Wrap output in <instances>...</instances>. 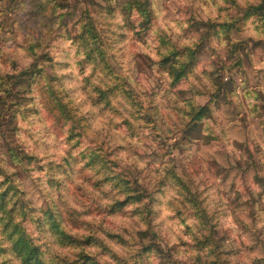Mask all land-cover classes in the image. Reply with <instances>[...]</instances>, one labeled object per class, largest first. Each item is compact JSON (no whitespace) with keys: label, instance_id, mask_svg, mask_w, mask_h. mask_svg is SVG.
I'll use <instances>...</instances> for the list:
<instances>
[{"label":"clouds","instance_id":"1","mask_svg":"<svg viewBox=\"0 0 264 264\" xmlns=\"http://www.w3.org/2000/svg\"><path fill=\"white\" fill-rule=\"evenodd\" d=\"M55 3L0 0V83L28 67L14 71L13 61H51L17 115L18 158L0 157V183L23 203L0 211V264H264V0H146L151 24L136 23L140 36L117 8L114 75L90 61ZM131 16L144 19L136 8ZM208 26L201 45L198 28ZM241 39L232 61L243 70H224ZM134 45L151 57L142 67ZM49 89L69 119H50ZM90 153L100 162L85 169Z\"/></svg>","mask_w":264,"mask_h":264},{"label":"rangeland","instance_id":"2","mask_svg":"<svg viewBox=\"0 0 264 264\" xmlns=\"http://www.w3.org/2000/svg\"><path fill=\"white\" fill-rule=\"evenodd\" d=\"M125 1L126 0H56V2H58V4H59L57 9L61 13H63L62 21L63 20L68 21L67 27H70V29H71L70 35L75 36L76 34L80 33L84 28H86L85 25L90 23L88 21L87 14L91 15L92 17H98V18L100 17V19L102 20L103 26H104L105 38L103 40L106 43L109 56H110L109 49L112 47V41L116 38H119V36L122 34L121 32H118V31H111V32L109 31V29H110V18H111L112 23H114L115 22V16L113 15V13L115 12V10L117 8H119L120 4L121 3L123 4ZM21 2L22 3H31V0H21ZM53 7H52V11L54 10ZM19 12L21 14H23L24 13L23 8L19 9ZM108 13H111V14L107 15ZM129 18H131L130 19L131 24H133V26L135 27V28L130 27V30L134 31L137 36H140L141 33L139 30L136 29V23L137 22L140 23L141 27H143L142 26L143 20L134 21L132 19L131 15ZM10 20H11V17H6L4 23L8 24L10 22ZM81 22H83V23H81ZM150 24H151V22H150ZM78 25H80V27H77ZM210 27H212V26H208L204 29L198 28V31H201L203 33V35L200 38V44L201 45H203L205 43V41L209 40L208 31H209ZM225 32L227 33V31H225ZM232 32H233V30L230 33H232ZM149 40H152V36L150 34L146 35L142 41H138L137 43H144L145 45H147ZM155 43L157 46H160V40H156ZM170 44H171V41L169 40L166 43H164V47L168 48ZM243 45H244V42L241 39V43L234 46V50L226 58L230 61V63L225 66L224 70H230L233 67H238V68L243 70V68H244L243 61H239V62L232 61V57H234L236 55V49H242ZM48 46L50 48H52V55L59 56L60 61L67 62V61H65V52L62 49L56 48V47L52 46L51 44ZM199 46L200 45H198V47ZM135 47H136V45L133 46V52H134V56H135L136 62H137L136 66L142 67V66H144L145 58H147L148 60H151V57L148 56L147 52L135 51ZM256 48H257V52H256L257 56L260 59H264V48H262L260 45H256ZM208 52H209V48L207 46H205L203 48V53H202V56L200 57V59L208 60V58H209ZM109 60L112 63L110 58H109ZM48 61L51 62L50 60H48ZM90 61L95 63L97 66L96 57H94ZM25 63L28 64V67L21 68V70L18 72L19 77H20V80H19L20 82L16 83V85L10 87L9 92L5 93L6 98H2V95H0V157H3V158H7L5 151H4L5 149H8L11 151V155L14 159L18 158L16 156L15 146L13 145V143H11V141L14 138L15 131L17 130V115L19 113L20 107L22 105L30 102L28 100V96H27L28 88L35 85L34 90L37 91V93H38L40 84L42 82H45L47 79L46 76H43L44 75L43 70H41V68H40V70L36 71L39 74V77L41 79L40 84L35 83L33 85H28V81L30 79V72L27 69L32 68V64L34 63V61H32L31 57H29L27 60L21 59L19 62H17V64L19 65L18 68H20L21 65H23ZM214 63L215 62L213 61V64ZM112 66H113V64H112ZM163 66L165 67V69H167L164 64H163ZM98 68H100V67H98ZM25 70H26V72L22 73ZM103 72H104V70H103ZM103 72H98L97 75L102 76ZM21 73H22V75H21ZM242 74L247 76L246 72H242ZM121 75H122V73H121ZM115 79L118 80L119 77H115ZM229 79L230 78H228V77L221 78L220 75L218 74V83H220L221 85L228 83ZM232 86H233V88H235V86H236V82L234 80L232 81ZM111 87H115V84L110 85V88ZM2 88L5 89L4 87H2ZM45 95H46V98L49 100L50 112L48 114L50 115V119L53 122L61 121V120H67L71 117L72 113H71V110L68 108L67 104L63 103L59 99L58 96H57L58 99L56 100L54 97V91L52 89H49ZM121 98L122 97H120L119 93H116L113 97V101L118 102ZM78 134H79L78 130L74 131L73 138L75 135H78ZM207 147L208 146L205 145V148H207ZM23 155L27 156V153H23ZM85 160L87 161V163H85V165H84L85 169L94 167L97 163L100 162V158L98 156H96L95 153H90L89 155L85 156ZM64 163H65V166L69 170L71 168V170L74 171L72 165H70L71 167H69L66 164V162H64ZM7 182L8 181L6 180V185H7ZM226 182H227V178H226ZM0 185H1L0 189H2V186H3L2 183H0ZM52 195L54 198L56 197V195H57V189L56 188H54L52 190ZM16 200L18 201L17 208H23V203H22V201H20L18 196L11 199V201H13V202ZM131 200H133V199H131ZM13 202H11L10 205H13L12 204ZM46 215H49V214L46 213ZM49 219H51L50 215H49ZM33 227H34V225H32V224L26 225V228L29 232L32 231ZM36 227L39 228V225L37 224ZM146 243H148V242L146 241ZM161 251H162V249H161ZM218 261H219V257H217V262H214V264H218Z\"/></svg>","mask_w":264,"mask_h":264},{"label":"trees","instance_id":"3","mask_svg":"<svg viewBox=\"0 0 264 264\" xmlns=\"http://www.w3.org/2000/svg\"><path fill=\"white\" fill-rule=\"evenodd\" d=\"M59 4L58 2L55 3L54 5V10L52 11L53 14H55L57 12V8H58ZM119 8L121 9V11L127 12L129 14L128 16V24L131 28H135L133 26V24H131V21L129 18L131 13H132V9L136 8L137 11L140 12L141 16L144 17L143 22H142V26H144V24H150L151 20L148 19V10L146 8V0H126L123 4L121 3ZM111 13H108L107 15H110ZM62 17H63V13H62ZM88 21L90 23L86 24L85 27L80 33L76 34L74 37H76L77 39H79L83 46L88 50L89 53V59L92 60L94 57H96V62H97V67H100L102 70H104V72L109 73L110 75L114 74V67L112 66V63L109 60V54H108V49L106 46V43L104 42V26L102 23V20L100 19V17H92L91 15H88ZM233 29H235V24L231 25V26H225V31H227V33H230ZM164 43H166L164 40H160V46L164 47ZM175 54L174 51L170 50V55ZM170 55L169 56H164L162 58V63L166 66V68L169 67L168 61L170 59ZM50 63L48 60H45L43 64H41L39 67L36 66L35 62L32 64V68L31 69H27L30 72V80L28 81V85H33V84H40L41 79L39 77V74L36 72L37 70H43V76H46V68L45 65ZM63 63V61H61ZM103 64V65H102ZM239 64V63H238ZM19 67V65L17 64V61H13V70H16ZM25 71H23L22 73H25ZM36 72V73H35ZM21 73V75H22ZM36 76V77H35ZM3 82L0 83V90L3 91V95L2 98H6L5 93L9 92L10 87L16 85V83L20 82V77L19 74L16 75H10L7 76L6 78H2ZM27 79V78H26ZM180 79V75L177 74V80ZM7 85V86H5ZM2 87H4L5 89H3ZM54 87V86H53ZM54 97L57 100V94H55L54 92ZM201 119H203V117H201ZM66 164L71 167L68 163V161H65ZM70 171L71 168H70ZM2 191H0V211H8V214L10 215V206L11 208H17V204H18V199L16 201H11L12 198L18 196V198L21 196V193L19 191V189L15 188L14 185H12L11 183L9 184L7 182V186L6 185V181L5 183H2ZM1 187V185H0ZM58 187V186H57ZM129 199H133L132 197H129ZM13 202V205H10L11 202ZM21 201V200H20ZM120 203V202H118Z\"/></svg>","mask_w":264,"mask_h":264}]
</instances>
